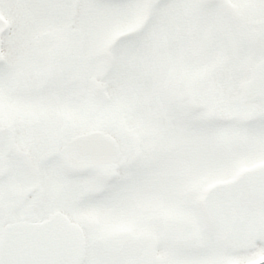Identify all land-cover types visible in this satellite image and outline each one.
Instances as JSON below:
<instances>
[{
	"label": "snow or ice",
	"instance_id": "1",
	"mask_svg": "<svg viewBox=\"0 0 264 264\" xmlns=\"http://www.w3.org/2000/svg\"><path fill=\"white\" fill-rule=\"evenodd\" d=\"M0 264H264V0H0Z\"/></svg>",
	"mask_w": 264,
	"mask_h": 264
}]
</instances>
